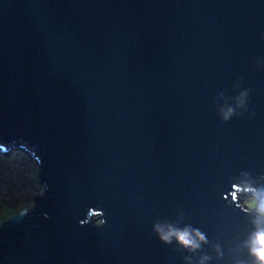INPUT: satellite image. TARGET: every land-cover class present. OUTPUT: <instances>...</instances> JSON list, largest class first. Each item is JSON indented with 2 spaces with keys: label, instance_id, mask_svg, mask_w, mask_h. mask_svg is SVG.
<instances>
[{
  "label": "water",
  "instance_id": "1",
  "mask_svg": "<svg viewBox=\"0 0 264 264\" xmlns=\"http://www.w3.org/2000/svg\"><path fill=\"white\" fill-rule=\"evenodd\" d=\"M14 148L45 190L2 220L0 264H186L153 231L180 212L210 241L194 264H230L252 230L233 185L264 177V0H0Z\"/></svg>",
  "mask_w": 264,
  "mask_h": 264
},
{
  "label": "clouds",
  "instance_id": "2",
  "mask_svg": "<svg viewBox=\"0 0 264 264\" xmlns=\"http://www.w3.org/2000/svg\"><path fill=\"white\" fill-rule=\"evenodd\" d=\"M249 92L241 91L235 97L234 106L225 103L219 107V114L223 121L228 122L234 116L242 115L238 109L246 110ZM221 98H224L221 93ZM243 179L233 185L235 191L232 193L233 200H240L237 205L249 216V223L252 230L247 238L236 248L230 249L233 259L230 264H264V177L259 181L254 180L249 173H242ZM185 216L180 212L177 222L157 221L153 225V231L160 241L165 245H172L175 242L180 249L191 255L185 256L186 264H194L192 256L203 251L204 246L210 243L207 235L199 228L191 224H184ZM215 260L222 261L225 257L221 244L213 246ZM243 253L247 254L246 259H241ZM213 257L207 253L201 255L195 264H212Z\"/></svg>",
  "mask_w": 264,
  "mask_h": 264
},
{
  "label": "rangeland",
  "instance_id": "3",
  "mask_svg": "<svg viewBox=\"0 0 264 264\" xmlns=\"http://www.w3.org/2000/svg\"><path fill=\"white\" fill-rule=\"evenodd\" d=\"M38 173L39 165L29 152L0 149V224L9 211L32 209L35 196L45 190Z\"/></svg>",
  "mask_w": 264,
  "mask_h": 264
},
{
  "label": "trees",
  "instance_id": "4",
  "mask_svg": "<svg viewBox=\"0 0 264 264\" xmlns=\"http://www.w3.org/2000/svg\"><path fill=\"white\" fill-rule=\"evenodd\" d=\"M7 210H11V208H9ZM11 214H12V212L9 211L5 218L7 219Z\"/></svg>",
  "mask_w": 264,
  "mask_h": 264
}]
</instances>
